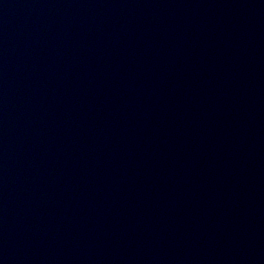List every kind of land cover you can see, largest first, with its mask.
<instances>
[{"label": "water", "instance_id": "obj_1", "mask_svg": "<svg viewBox=\"0 0 264 264\" xmlns=\"http://www.w3.org/2000/svg\"><path fill=\"white\" fill-rule=\"evenodd\" d=\"M0 264H264V0H0Z\"/></svg>", "mask_w": 264, "mask_h": 264}]
</instances>
